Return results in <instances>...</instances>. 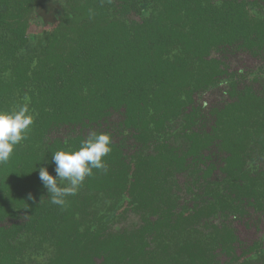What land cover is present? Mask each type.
I'll return each instance as SVG.
<instances>
[{"label": "trees", "instance_id": "trees-1", "mask_svg": "<svg viewBox=\"0 0 264 264\" xmlns=\"http://www.w3.org/2000/svg\"><path fill=\"white\" fill-rule=\"evenodd\" d=\"M241 54L260 66L231 70ZM25 94L0 264L264 261V0H0V111ZM93 131L112 138L107 171L53 204L39 169Z\"/></svg>", "mask_w": 264, "mask_h": 264}, {"label": "clouds", "instance_id": "clouds-1", "mask_svg": "<svg viewBox=\"0 0 264 264\" xmlns=\"http://www.w3.org/2000/svg\"><path fill=\"white\" fill-rule=\"evenodd\" d=\"M109 3L112 0H108ZM24 103L11 111H0V164H6L17 145L27 138L34 116L30 114V96L25 94ZM112 138L108 133L91 132L82 141L78 150H58L53 162L57 175H52L47 167L39 169V178L48 189L51 202L61 207L67 206V197L78 193L80 187L93 169L107 171L103 158L111 152ZM29 199H34L31 195Z\"/></svg>", "mask_w": 264, "mask_h": 264}, {"label": "rangeland", "instance_id": "rangeland-1", "mask_svg": "<svg viewBox=\"0 0 264 264\" xmlns=\"http://www.w3.org/2000/svg\"><path fill=\"white\" fill-rule=\"evenodd\" d=\"M228 64L230 66L231 70H238L240 68L244 69H255L260 66V61H258L256 58L252 56H245L243 54L238 55V56H233L229 61ZM225 97L221 94V89L214 90V91H209L205 93L201 97V102L205 106H209L211 104H215L219 101L222 100V98ZM261 228V227H260ZM238 230L239 233L241 234L242 237H246L248 239H253L255 238L260 232L256 227L252 226H242L238 225ZM263 231V229H262ZM259 264H264V261L260 262Z\"/></svg>", "mask_w": 264, "mask_h": 264}, {"label": "flooded vegetation", "instance_id": "flooded-vegetation-1", "mask_svg": "<svg viewBox=\"0 0 264 264\" xmlns=\"http://www.w3.org/2000/svg\"><path fill=\"white\" fill-rule=\"evenodd\" d=\"M56 12L53 10V8L51 10L48 11V9H45L43 11V18H44V24H42V26H51L52 23L55 21V17L54 14ZM253 76H251L252 79Z\"/></svg>", "mask_w": 264, "mask_h": 264}]
</instances>
